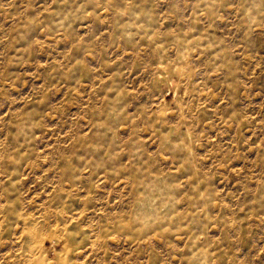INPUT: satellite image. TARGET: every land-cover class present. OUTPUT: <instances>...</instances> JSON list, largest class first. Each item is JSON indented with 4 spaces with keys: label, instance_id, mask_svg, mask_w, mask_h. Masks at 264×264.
Here are the masks:
<instances>
[{
    "label": "rangeland",
    "instance_id": "374dc122",
    "mask_svg": "<svg viewBox=\"0 0 264 264\" xmlns=\"http://www.w3.org/2000/svg\"><path fill=\"white\" fill-rule=\"evenodd\" d=\"M0 264H264V0H0Z\"/></svg>",
    "mask_w": 264,
    "mask_h": 264
}]
</instances>
